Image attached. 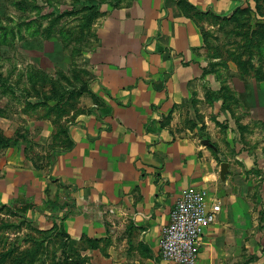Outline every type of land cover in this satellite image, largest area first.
Listing matches in <instances>:
<instances>
[{
  "label": "crops",
  "instance_id": "1",
  "mask_svg": "<svg viewBox=\"0 0 264 264\" xmlns=\"http://www.w3.org/2000/svg\"><path fill=\"white\" fill-rule=\"evenodd\" d=\"M185 1L217 18L239 2ZM102 6L94 10L95 45L84 58L83 84L70 87L86 96L64 128V146L50 150L55 157L46 169L23 148L6 149L0 204L27 201L26 216L59 227L72 246L105 242L107 264H168L160 257L161 229L179 196L204 188L222 203L195 264H241L246 228L234 225L237 201L222 189L217 156L194 126L200 104L219 109L221 102L208 95L217 88L204 66L197 18L178 0Z\"/></svg>",
  "mask_w": 264,
  "mask_h": 264
},
{
  "label": "rangeland",
  "instance_id": "2",
  "mask_svg": "<svg viewBox=\"0 0 264 264\" xmlns=\"http://www.w3.org/2000/svg\"><path fill=\"white\" fill-rule=\"evenodd\" d=\"M122 1L0 0V156L15 146L35 166L52 163L50 150L64 146V128L86 96L70 87L83 84L84 58L95 45L94 10ZM196 18L204 66L217 88L208 95L221 102L219 109L197 107L195 130L213 146L219 170L228 163L219 180L237 201L235 227L246 228L241 264H264V0H239L228 17ZM18 200L0 204V264H107L105 242L72 246L59 227L26 216L27 201Z\"/></svg>",
  "mask_w": 264,
  "mask_h": 264
},
{
  "label": "built area",
  "instance_id": "3",
  "mask_svg": "<svg viewBox=\"0 0 264 264\" xmlns=\"http://www.w3.org/2000/svg\"><path fill=\"white\" fill-rule=\"evenodd\" d=\"M221 203L207 189L191 186L175 201L159 240L161 259L168 264H195L203 234L216 221Z\"/></svg>",
  "mask_w": 264,
  "mask_h": 264
},
{
  "label": "trees",
  "instance_id": "4",
  "mask_svg": "<svg viewBox=\"0 0 264 264\" xmlns=\"http://www.w3.org/2000/svg\"><path fill=\"white\" fill-rule=\"evenodd\" d=\"M178 4L181 6V8L183 10H185L186 12H188V14L191 17H195L196 18L198 16H205V14H203V13L195 12L194 11V8L189 3H187L185 0H178ZM211 17L217 18L215 16H211ZM77 91H80L79 94H81V90H77ZM95 109L98 111V115H97L98 117H101L104 114V113L100 112L101 111L100 108H95ZM106 113H108V110H106L105 114ZM71 145H72V143L70 141H68V148L71 147ZM207 145L213 149V146L211 144L208 143Z\"/></svg>",
  "mask_w": 264,
  "mask_h": 264
},
{
  "label": "water",
  "instance_id": "5",
  "mask_svg": "<svg viewBox=\"0 0 264 264\" xmlns=\"http://www.w3.org/2000/svg\"><path fill=\"white\" fill-rule=\"evenodd\" d=\"M227 166H228V164L226 162H223L220 164V177H221V179L224 178V175L227 171Z\"/></svg>",
  "mask_w": 264,
  "mask_h": 264
}]
</instances>
